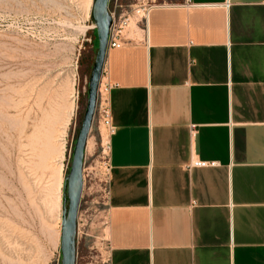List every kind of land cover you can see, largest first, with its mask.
Listing matches in <instances>:
<instances>
[{"label":"crops","instance_id":"0c3cea01","mask_svg":"<svg viewBox=\"0 0 264 264\" xmlns=\"http://www.w3.org/2000/svg\"><path fill=\"white\" fill-rule=\"evenodd\" d=\"M102 72L109 264H264V0L151 6Z\"/></svg>","mask_w":264,"mask_h":264},{"label":"rangeland","instance_id":"374dc122","mask_svg":"<svg viewBox=\"0 0 264 264\" xmlns=\"http://www.w3.org/2000/svg\"><path fill=\"white\" fill-rule=\"evenodd\" d=\"M170 1L110 0L108 10L115 11L116 23L125 19V40L140 33L144 9ZM93 2L0 0V264H61L65 177L97 51ZM70 99L69 115L64 108ZM107 138V127L94 115L83 160L75 264H109ZM48 142L58 150L64 143L59 174L53 170L57 153L41 159Z\"/></svg>","mask_w":264,"mask_h":264},{"label":"water","instance_id":"95a60500","mask_svg":"<svg viewBox=\"0 0 264 264\" xmlns=\"http://www.w3.org/2000/svg\"><path fill=\"white\" fill-rule=\"evenodd\" d=\"M109 3L110 0H94L91 11L96 30L97 51L87 85L86 107L75 139L69 172L65 177L60 234L61 264H75L76 261L77 215L83 188V160L95 114L98 88L112 24L108 10Z\"/></svg>","mask_w":264,"mask_h":264},{"label":"built area","instance_id":"2783aa9c","mask_svg":"<svg viewBox=\"0 0 264 264\" xmlns=\"http://www.w3.org/2000/svg\"><path fill=\"white\" fill-rule=\"evenodd\" d=\"M144 9V17L148 13L149 9ZM111 18H112V24L109 30V36H108V43H107V49L109 48H115L121 46L123 43V39L121 38V28L122 24L125 22L124 20L118 21L117 23L115 22V11H109ZM121 17H119L120 19ZM103 80V72L102 76L100 79L99 83V88H98V96H97V103H96V108H95V114L98 115L102 123L107 127L108 133L112 131V127L110 125V107H109V100H108V91L110 89V84L106 83L102 84ZM101 89V91H100ZM106 152L108 153V143L106 142ZM193 165L195 166H205L207 163L203 161L196 160L192 162ZM110 168L108 157L106 159V170L108 172ZM107 194V192H106Z\"/></svg>","mask_w":264,"mask_h":264},{"label":"bare ground","instance_id":"6f19581e","mask_svg":"<svg viewBox=\"0 0 264 264\" xmlns=\"http://www.w3.org/2000/svg\"><path fill=\"white\" fill-rule=\"evenodd\" d=\"M60 89V88H59ZM100 91H101V89H100ZM62 93V92H61ZM61 93H59V95L61 96ZM72 93V92H71ZM65 97V96H64ZM68 98H71V96L70 97H68ZM63 99V98H62ZM65 99V98H64ZM71 100V99H70ZM55 103V102H54ZM62 103V102H61ZM66 103H67V101H66ZM65 105V102H64V104L63 105H59V106H64ZM66 106V105H65ZM73 106H74V99L73 100H71V101H69V103H68V105H67V107H65L64 109H67V108H69L70 109V111H69V115L71 114V111H72V109H73ZM60 107V108H61ZM65 111V110H64ZM61 112H62V109H61ZM66 113V112H65ZM59 114V113H58ZM63 116V113L61 114H59V116ZM66 116V115H65ZM64 116V117H65ZM59 118V117H58ZM58 120H61L60 118L58 119ZM58 120H56L57 122H58ZM66 120V119H65ZM54 124L56 123L55 121L53 122ZM63 123V122H62ZM67 123V122H66ZM59 125V124H58ZM59 126H61V125H59ZM63 126V125H62ZM62 128V130L60 129V133H63V129H64V127H61ZM45 130V129H44ZM57 130V129H56ZM55 130V131H56ZM54 131V132H55ZM48 133V132H47ZM57 133H58V131H57ZM60 136H61V134H60ZM46 137H47V135H46ZM48 138V137H47ZM60 140V139H59ZM63 141V140H62ZM59 142H61V141H59ZM59 144V143H58ZM63 142L62 143H60L59 145H60V148H59V150H58V148H51L50 147V144H49V142L47 143V145H46V150H44V151H42L43 152V154H41V157H43V158H41V159H45L46 157H47V155L50 153H57V158H55L56 160H58V166L56 167V168H54L53 170H56L55 172H58L57 174H59L60 173V162H61V159L63 158V151L61 150L62 148H63ZM87 145V144H86ZM44 146V145H43ZM57 147H58V145H57ZM86 150V149H85ZM43 155V156H42ZM56 157V156H55ZM55 175V174H54Z\"/></svg>","mask_w":264,"mask_h":264}]
</instances>
